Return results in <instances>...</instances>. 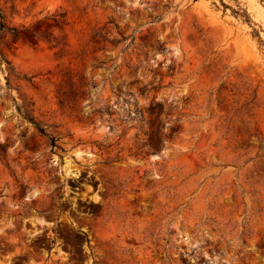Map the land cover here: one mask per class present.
I'll return each mask as SVG.
<instances>
[{
    "label": "rangeland",
    "instance_id": "rangeland-1",
    "mask_svg": "<svg viewBox=\"0 0 264 264\" xmlns=\"http://www.w3.org/2000/svg\"><path fill=\"white\" fill-rule=\"evenodd\" d=\"M0 264H264V0H0Z\"/></svg>",
    "mask_w": 264,
    "mask_h": 264
},
{
    "label": "trees",
    "instance_id": "trees-1",
    "mask_svg": "<svg viewBox=\"0 0 264 264\" xmlns=\"http://www.w3.org/2000/svg\"><path fill=\"white\" fill-rule=\"evenodd\" d=\"M3 27H4V24L1 23V28ZM156 105L159 106V108L161 107V104L159 102H157ZM158 141H159L158 138H156V140L151 144V146L154 148L158 147V143H159Z\"/></svg>",
    "mask_w": 264,
    "mask_h": 264
}]
</instances>
